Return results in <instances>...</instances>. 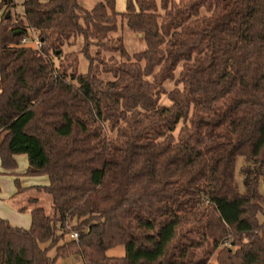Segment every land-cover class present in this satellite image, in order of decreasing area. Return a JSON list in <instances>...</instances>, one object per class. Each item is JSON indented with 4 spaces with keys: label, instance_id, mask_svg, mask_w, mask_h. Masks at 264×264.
<instances>
[{
    "label": "trees",
    "instance_id": "1",
    "mask_svg": "<svg viewBox=\"0 0 264 264\" xmlns=\"http://www.w3.org/2000/svg\"><path fill=\"white\" fill-rule=\"evenodd\" d=\"M17 6L0 0V156L50 184L16 180L32 224L0 217V264H264V0Z\"/></svg>",
    "mask_w": 264,
    "mask_h": 264
},
{
    "label": "rangeland",
    "instance_id": "2",
    "mask_svg": "<svg viewBox=\"0 0 264 264\" xmlns=\"http://www.w3.org/2000/svg\"><path fill=\"white\" fill-rule=\"evenodd\" d=\"M179 1V0H178ZM116 10L118 12H126L127 10V0H116ZM15 11L12 13L14 14ZM37 32V31H36ZM39 36V32H37ZM119 34L123 36L124 43L127 51L132 55L135 53L142 52L146 50L147 44L142 33H136L132 31L125 22L119 31ZM32 46H34L32 44ZM77 49L76 46L66 48V50ZM81 71L86 72L88 69V62L86 59H81ZM166 89L172 90L174 87L173 82H168L165 85ZM162 103L165 105L171 104L167 96H163ZM17 172L5 173L3 170H0V217L8 220L12 225L19 226L25 229L31 227L32 216L30 212V204L28 203V198L31 195L30 193H21L16 192V175L21 177V183L23 182L26 188L39 186L43 181H47V175H36L29 176L27 175V168L29 166V160L27 155L21 154L18 155L17 159ZM245 165L243 158H239L236 169V177L239 182V188L243 192L245 190L244 186V176L241 173L240 169ZM0 167H2V160L0 156ZM262 191L264 192V185H262ZM40 204L47 209H51V198L47 194L39 195ZM26 206L25 211H21L20 208ZM261 220H264V216H261ZM28 227V228H27ZM107 254L109 256L121 257L125 255V247L117 246L110 249ZM217 254L213 255L211 259V264H218L216 261ZM59 264H85L83 259L80 256H71L66 259H61Z\"/></svg>",
    "mask_w": 264,
    "mask_h": 264
},
{
    "label": "crops",
    "instance_id": "3",
    "mask_svg": "<svg viewBox=\"0 0 264 264\" xmlns=\"http://www.w3.org/2000/svg\"><path fill=\"white\" fill-rule=\"evenodd\" d=\"M14 1L18 5L17 8H16V11L17 12H22V4L25 1H27V0H14ZM40 1L41 2H47L49 0H40ZM101 1H103V0H79V4L86 10H92ZM17 157H18V155L15 156V159H17ZM0 170H3L5 173L9 172V173H13V174H15L17 172V168L13 169V170H6V169L3 168V166L0 167ZM16 180H19V183H20L21 187L26 188L24 186L23 182L21 183V177L20 176L16 175ZM49 184H50V179H49V176L47 175V181H43L39 186H48ZM17 191H18V187L16 186V192Z\"/></svg>",
    "mask_w": 264,
    "mask_h": 264
},
{
    "label": "built area",
    "instance_id": "4",
    "mask_svg": "<svg viewBox=\"0 0 264 264\" xmlns=\"http://www.w3.org/2000/svg\"><path fill=\"white\" fill-rule=\"evenodd\" d=\"M23 44L25 45H34L35 48L37 49H41L43 46V43L41 42L38 34L36 31H33L32 33V37L31 38H24L22 41ZM72 238L77 239L78 238V234L77 233H73L72 234Z\"/></svg>",
    "mask_w": 264,
    "mask_h": 264
},
{
    "label": "water",
    "instance_id": "5",
    "mask_svg": "<svg viewBox=\"0 0 264 264\" xmlns=\"http://www.w3.org/2000/svg\"><path fill=\"white\" fill-rule=\"evenodd\" d=\"M10 14H11V13H10V11H9V12L7 13V18H9V17H10Z\"/></svg>",
    "mask_w": 264,
    "mask_h": 264
}]
</instances>
